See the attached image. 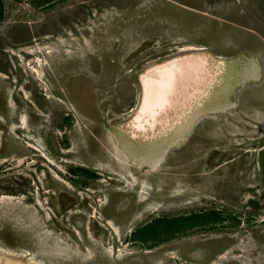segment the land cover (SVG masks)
<instances>
[{
  "label": "rangeland",
  "instance_id": "374dc122",
  "mask_svg": "<svg viewBox=\"0 0 264 264\" xmlns=\"http://www.w3.org/2000/svg\"><path fill=\"white\" fill-rule=\"evenodd\" d=\"M0 3V264H264V0ZM193 56L137 130L143 76Z\"/></svg>",
  "mask_w": 264,
  "mask_h": 264
},
{
  "label": "bare ground",
  "instance_id": "6f19581e",
  "mask_svg": "<svg viewBox=\"0 0 264 264\" xmlns=\"http://www.w3.org/2000/svg\"><path fill=\"white\" fill-rule=\"evenodd\" d=\"M206 61L207 60L204 59V57H185L184 59H177L164 66H159L157 70H154L155 67L151 69L154 71L148 72L147 76H143L145 99L142 102V109L137 116L136 123L134 124L135 127L139 131H142L145 129L143 126L146 124L144 123V120H149V117L146 116V114L154 116L156 110L164 111L167 108L174 107L169 99L166 97L164 98V93L159 94L157 86L167 83L166 86L169 88L171 85L181 86L182 90L186 92H188V89L191 87L197 88V82L200 81L198 76L201 77L203 71L205 72ZM194 94H197V91H195ZM174 103L175 105H178L180 102L178 101ZM133 135L136 136L138 134L134 131Z\"/></svg>",
  "mask_w": 264,
  "mask_h": 264
},
{
  "label": "trees",
  "instance_id": "16d2710c",
  "mask_svg": "<svg viewBox=\"0 0 264 264\" xmlns=\"http://www.w3.org/2000/svg\"><path fill=\"white\" fill-rule=\"evenodd\" d=\"M2 15H3V10L0 8V19H1ZM197 218L199 220H202V222L203 221H207V220L213 221V219H217L218 218V213L216 211H212L210 213H206V212L205 213H201V212L194 213L193 215H191L190 217L185 219L189 224H185L184 228L185 227H192L193 224H196L197 223ZM191 220H192V222H191ZM153 222H151L153 224H149V225H146L144 227L137 228L136 230L131 232V237L134 238V239H138V238L142 239V241L146 240L147 237L151 234L152 228L155 227V229H156V227H158L160 225H161L160 226V231L158 229H156L157 230L156 233L160 232V233H166L167 236L169 235V234H167V230L166 229L170 228L171 222L168 223L167 227L162 224L163 218L158 217ZM173 222L175 223V221H173ZM171 232H173V230H171ZM160 233H159V235H160ZM154 236L156 237L157 234H154Z\"/></svg>",
  "mask_w": 264,
  "mask_h": 264
},
{
  "label": "crops",
  "instance_id": "0c3cea01",
  "mask_svg": "<svg viewBox=\"0 0 264 264\" xmlns=\"http://www.w3.org/2000/svg\"><path fill=\"white\" fill-rule=\"evenodd\" d=\"M160 78V77H159ZM161 80V79H160ZM166 84L167 83H163V84H160L159 86H157L158 87V90H159V94H161V93H164V98L167 96V94H170V93H172L173 92V88H174V86H172L171 85V87L169 88V87H167L166 86ZM183 91V90H182ZM192 95H193V93H192ZM191 95V96H192ZM195 95H197V94H195ZM176 97H177V100L176 101H174V97H172L171 99H172V101H170V102H172V104L174 105V107L175 108H177L179 105H180V107H183V105L186 103V101L189 99V97H190V91L189 92H186V93H184L183 95H182V92H180V93H178V94H176ZM180 102L178 105H175V103L174 102ZM182 102H184L183 104H182ZM166 105V104H165ZM146 116H148L149 117V119L150 118H152L153 116H151L150 114H146ZM147 124H145L143 127L145 128V129H147V127L148 126H146ZM136 128V127H135ZM137 129V128H136ZM138 130V129H137Z\"/></svg>",
  "mask_w": 264,
  "mask_h": 264
}]
</instances>
